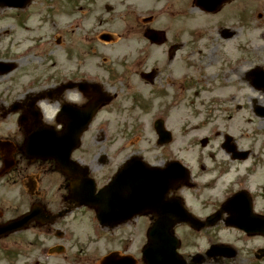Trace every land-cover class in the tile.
Wrapping results in <instances>:
<instances>
[{"label":"flooded vegetation","instance_id":"flooded-vegetation-1","mask_svg":"<svg viewBox=\"0 0 264 264\" xmlns=\"http://www.w3.org/2000/svg\"><path fill=\"white\" fill-rule=\"evenodd\" d=\"M173 1L176 12H169L158 27L154 21L152 26L145 23L141 32L146 46L161 49L157 65L147 69L145 62L146 69L135 75L142 82L119 77L117 85L106 75L113 68L84 62L64 64L45 75L24 68V77L9 80L11 89L0 82V264H100L96 207L71 201L70 181L58 171L53 152L35 157L27 145L30 136L45 128L65 131L70 110L84 114L100 93L112 99L98 103L96 126L88 127L86 141L72 154L97 181L111 179L128 161L118 160L124 151L119 145L139 131L147 143L142 151L146 163L164 171L179 160L190 171V186L166 190L164 201L181 197L200 218L224 208L220 219L201 230L177 221L169 205L160 216L144 211L136 219L142 228L136 264H148L149 231L158 219L180 238L177 250L184 264H264V233L254 229L264 226V0H205V9L196 0ZM149 27L162 31L159 43L146 38ZM6 53L11 51L0 45V61L8 59ZM13 59L16 68L21 57ZM13 70L1 67L0 78ZM156 76L151 91L161 101L156 118L147 111L135 118L124 109L125 98L146 97L137 88L153 87ZM6 98L12 102L6 104ZM155 120L168 131L165 135H158ZM197 130L203 134L191 135ZM165 136L168 143L161 144ZM183 142L210 149L207 160L203 155L196 160L165 156V147L184 148ZM49 172L59 176L57 184L47 178ZM73 175L82 178L78 171ZM234 219L238 225L228 223ZM11 221L14 229L5 233ZM133 222L120 223L113 231ZM111 243L109 250L125 257L119 264H132L131 238ZM167 249L166 264H176L174 246Z\"/></svg>","mask_w":264,"mask_h":264},{"label":"rangeland","instance_id":"rangeland-1","mask_svg":"<svg viewBox=\"0 0 264 264\" xmlns=\"http://www.w3.org/2000/svg\"><path fill=\"white\" fill-rule=\"evenodd\" d=\"M71 1L31 0L28 19L23 16L21 21L18 20L15 11L5 9L3 20H0V27L10 28L11 31L9 34L4 33L5 36L2 38L0 37V45L21 51L22 55L26 52L31 55L21 61L13 72L9 75L6 74L3 80L0 79L2 83L4 82V86L11 89L12 83L10 82L19 76L24 77L23 69L25 67L28 69L31 67L34 72L37 71V73L45 75L55 73L64 64L73 65V62H79L81 59L84 63L87 62L89 66H94L97 63L113 68V73L101 72L103 75L107 73L106 75H109L112 81L121 80L119 77L125 79L132 77L135 81L142 82L139 75H135L146 68L150 69L153 65H157L161 49H158L157 45L146 46V41L141 36V32L149 23H151L149 26H152V21H154V26L162 25V22L170 17L169 12H175L171 0H95L93 2L77 0V4H72ZM75 15L80 16L73 17ZM150 16L152 17L148 19L149 23L146 26L145 17ZM107 31L112 35V39L106 41L101 39V34ZM91 47L94 48L93 51ZM75 51L81 57H78ZM182 53L184 50L179 52L180 55ZM145 62L148 64L146 68H144ZM135 64L136 67L130 66ZM128 67L129 74L126 71ZM198 71L197 69L196 72ZM9 79L12 80L9 82ZM118 80H116L117 85H119ZM154 82L156 84L153 87L146 85L137 88L145 92L146 97L143 98L146 100L145 102L127 97L125 98L124 109H132L138 105L141 110L136 107L133 110L134 113L147 111L148 106L151 107L150 113L156 110L161 101L151 91L156 88L157 76ZM4 100L6 104L12 102V98ZM112 117L120 118L121 116L113 114ZM113 133L115 134V132ZM194 134L201 136L203 132L197 130L191 135ZM134 135L136 141L128 148L126 147L127 149L123 151L122 156H127L134 151H144L146 141H143L140 134ZM183 146L184 148H172L173 150H170V147H165L163 151L166 157L169 155L178 156L171 152L173 151L174 153L178 152L179 157H182L181 154H183L190 160H196V157L202 153L204 159L207 160V153L210 149L205 150L200 144L188 146L185 142H183ZM52 177L54 179L53 184H57L59 176H54L49 172L47 178L51 180ZM54 187L56 189V186ZM76 228L82 229L78 225ZM140 229L139 221L134 220L132 226L119 229L116 233L104 232L101 238L96 240V248L101 246L100 254H104L113 247L111 240H114L117 245L118 241L131 238L134 241L131 250L135 255L136 252L139 254ZM113 235L116 237L115 239H112ZM199 242L203 243L204 240Z\"/></svg>","mask_w":264,"mask_h":264},{"label":"water","instance_id":"water-1","mask_svg":"<svg viewBox=\"0 0 264 264\" xmlns=\"http://www.w3.org/2000/svg\"><path fill=\"white\" fill-rule=\"evenodd\" d=\"M70 147H75V143H73ZM111 187H112V186H108L107 188H111ZM136 199H137V196L134 197V203H135V200H136ZM140 209H141V208H140ZM140 209H139V210H140ZM139 210L134 209L133 212H132L133 215L136 214L137 212H139Z\"/></svg>","mask_w":264,"mask_h":264}]
</instances>
